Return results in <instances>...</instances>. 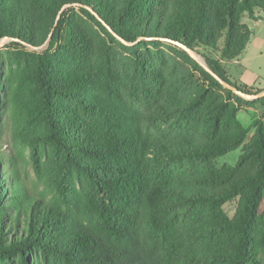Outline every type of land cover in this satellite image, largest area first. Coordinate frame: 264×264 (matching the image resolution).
Here are the masks:
<instances>
[{
    "label": "trees",
    "instance_id": "1",
    "mask_svg": "<svg viewBox=\"0 0 264 264\" xmlns=\"http://www.w3.org/2000/svg\"><path fill=\"white\" fill-rule=\"evenodd\" d=\"M60 1L115 39L168 45L209 83L195 90L189 74L175 93L156 68L136 62L141 82L131 93L151 111L152 135L143 113L117 101L113 90L39 57L33 79L49 140L88 188L66 181L50 201L35 196L18 167H8L0 144V264H264V97L246 101L224 90L177 45L197 53L217 50L223 40L220 60L208 66L229 83L221 63L246 50L252 32L242 16L255 18L264 0ZM3 39L25 52L42 44L20 0H0ZM222 91L235 96L236 106ZM64 97L76 107H65ZM256 105L262 114L237 166L218 168L216 159L240 148L251 132L238 120L239 108ZM174 117L181 135H172ZM237 198L230 220L224 206Z\"/></svg>",
    "mask_w": 264,
    "mask_h": 264
},
{
    "label": "rangeland",
    "instance_id": "2",
    "mask_svg": "<svg viewBox=\"0 0 264 264\" xmlns=\"http://www.w3.org/2000/svg\"><path fill=\"white\" fill-rule=\"evenodd\" d=\"M20 1L42 44L35 48L28 47L29 51L25 52L12 45L11 39L0 41V84L3 85L0 91V144L8 167H18L28 191L37 197L48 201L57 197L60 182L67 181L71 188L80 191L88 188L85 177L70 167L67 159L49 140L50 134L41 108V92L33 79L39 57L48 58L57 71L86 72L97 89L104 90L107 87L108 92L113 90L111 92L117 101L143 113V124L151 130L152 135L156 132L154 125L150 124L151 111L134 99L131 93V87L141 82L136 62L140 63L137 66H145L146 69L156 68L168 79V87L175 93L178 79L183 76L190 80L193 78L196 82L195 90L208 86L209 81L204 73L191 65L185 57L172 51L168 45L125 43L115 39L88 15L76 7L63 5L60 0ZM254 13L255 18L243 14L241 19L252 32L246 50L236 60L222 62L221 65L229 83L251 91V94H259L264 89V10H255ZM54 36L56 43L53 41ZM222 47L223 40L218 43L217 50L200 48L195 53L197 60L191 58L203 71L210 73L208 62L220 60ZM244 83L255 86L244 87ZM184 89L187 92L192 90L189 86H184ZM219 95L228 104L236 106L235 96L223 91ZM61 103L65 107H76V103L66 97ZM261 114L259 105L239 108L238 120L245 128H251V132L240 148L216 159L218 168L237 166L255 133L252 127ZM177 121L174 117L169 126L174 132L172 135H181V130H177ZM182 133L186 134L185 130ZM239 202L240 199L237 198L224 206L230 220L237 215ZM263 211L264 200L260 213ZM262 260L264 261L263 257ZM9 264L17 262L15 260Z\"/></svg>",
    "mask_w": 264,
    "mask_h": 264
},
{
    "label": "water",
    "instance_id": "3",
    "mask_svg": "<svg viewBox=\"0 0 264 264\" xmlns=\"http://www.w3.org/2000/svg\"><path fill=\"white\" fill-rule=\"evenodd\" d=\"M120 39V38H118ZM179 47H181L184 51H186L190 57L194 58L197 60V57H196V54L188 49L187 47L181 45V44H177ZM211 75L227 90H230L232 91L235 95L239 96L240 98H242L243 100H246V101H255V100H258V99H261L264 97V91L259 93V94H247V93H244L242 91H240L238 88L232 86L231 84L227 83L226 81L220 79L216 74H214L213 72H211L210 70H208Z\"/></svg>",
    "mask_w": 264,
    "mask_h": 264
},
{
    "label": "crops",
    "instance_id": "4",
    "mask_svg": "<svg viewBox=\"0 0 264 264\" xmlns=\"http://www.w3.org/2000/svg\"><path fill=\"white\" fill-rule=\"evenodd\" d=\"M242 85H244V86H248V87H251V86H255V85H251V84H242ZM262 91H264V89H262Z\"/></svg>",
    "mask_w": 264,
    "mask_h": 264
}]
</instances>
